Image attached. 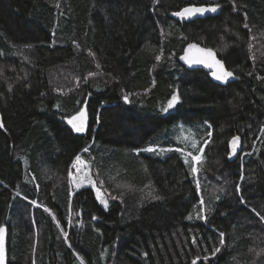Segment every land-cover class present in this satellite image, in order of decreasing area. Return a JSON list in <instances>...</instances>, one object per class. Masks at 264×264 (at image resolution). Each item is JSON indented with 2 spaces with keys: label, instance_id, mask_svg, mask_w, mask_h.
I'll return each instance as SVG.
<instances>
[{
  "label": "trees",
  "instance_id": "16d2710c",
  "mask_svg": "<svg viewBox=\"0 0 264 264\" xmlns=\"http://www.w3.org/2000/svg\"><path fill=\"white\" fill-rule=\"evenodd\" d=\"M189 42L239 79L187 69ZM0 124L7 264H264V0H0Z\"/></svg>",
  "mask_w": 264,
  "mask_h": 264
},
{
  "label": "snow or ice",
  "instance_id": "6c2138e0",
  "mask_svg": "<svg viewBox=\"0 0 264 264\" xmlns=\"http://www.w3.org/2000/svg\"><path fill=\"white\" fill-rule=\"evenodd\" d=\"M153 2L155 3L156 0H153ZM218 7H219V5H216L215 7H186L179 12L172 13V15L178 16L181 18H187V17H191V16L196 15V14L203 15L206 12H216ZM245 27H247V25H245ZM192 48H197V45L189 44L188 49H192ZM199 51L204 53L205 58H198V59L193 60V59H190L187 55H184V56H181L180 59L185 61V63H187L189 65L203 64L205 67L216 68L217 71H213L212 75L218 81H225L226 82L229 78L233 77V72L225 69L224 63L221 60L216 58L213 50H211V49H199ZM156 59L159 60L160 56H157ZM209 61H211V62H209ZM124 100H125V102H127L128 97L125 96ZM178 100H179L178 95L173 94L171 99L168 101L167 107H165L163 109V111L167 112L169 109L173 108L174 105L178 102ZM84 118H85V111H84V109H81L76 115H73L67 119V124L71 126V128L74 132L82 133L85 131ZM0 127H2V124H0ZM209 135H211V134L209 133ZM185 139H187V137ZM238 140H239V137H232V140L230 141V145L232 146L233 152L235 151V148L238 146ZM206 144H207V142H205V145ZM191 147L193 149H195L197 147L196 143L193 142L191 144ZM84 151H87V149H84ZM147 151L151 152V151H154V149L148 148ZM176 151H182V150L176 149ZM200 153H201V155H193L191 152L188 153V156H191V159L193 161V163L191 165V172L193 174L198 172V168H197L196 164H197V162L200 161L201 156L203 154L202 148L200 149ZM77 160H79V157H77ZM186 163H187V161H186ZM70 176H71V173H70ZM88 183L90 185H92L93 188H95V182L94 181L89 179ZM83 186L84 185L82 182L76 183L77 188H80ZM121 187H123V185ZM196 187H197V190L199 191V189H200L199 183H197ZM237 191H239V188H237ZM97 198L98 199L100 198L99 194H98ZM112 199H115V197H112ZM100 202L103 203L105 206V209H107V202L104 200H101ZM200 205L201 206L199 209L198 218L206 220L207 217L205 215H203V213L206 211V209L204 207V201L203 200L200 201ZM44 210L49 211L48 208H45ZM257 215H259V214H257ZM53 219H55V217H53ZM93 219H96V217H93ZM261 219L264 220V217H262ZM57 226L58 227L60 226L59 223L57 224ZM4 232H5V229L3 227H0V241H2V237H3ZM64 235L67 236V233H64ZM224 237H225V234L223 232H221L219 234V243L222 246L225 243ZM193 243H196L195 238L193 239ZM220 251H221V248L216 247V248H214L212 255H215L216 253H218ZM204 259L207 260L208 257H204ZM0 264H4V252H3L2 242H0ZM81 264H83V261H81ZM193 264H196L195 260L193 261Z\"/></svg>",
  "mask_w": 264,
  "mask_h": 264
},
{
  "label": "water",
  "instance_id": "95a60500",
  "mask_svg": "<svg viewBox=\"0 0 264 264\" xmlns=\"http://www.w3.org/2000/svg\"><path fill=\"white\" fill-rule=\"evenodd\" d=\"M215 6H216V5H214V4H198V5H196V4H189V5H186V6L182 7V8L179 9L178 11H175V12H179V11L183 10L184 8H186V7H215ZM219 10H220V6L217 8V11H216V12H206V13H204L203 15L196 14V15H193V16H191V17H187V18H181V17L174 16V15H172V16H173L175 19L179 20V21H190V20H193V19H196V18H203V17H205V16H207V15H214V14L217 13ZM189 44H195V45H197V48L188 49V45H189ZM199 49H211V50H213V52H214L216 58L219 59V60H221V59L217 56V54H216V52L214 51V49H212V48H210V47L202 46V45H200V44H198V43H196V42H189V43H187V44L184 46L182 52L180 53V55H179V57H178L180 63H181L182 65H184L187 69H196V68H200V69H203V70L207 71V72L209 73V77H210V79H211L213 82L217 83V84L225 85V84H226L227 82H229V81H233V80H238V79H239V78L233 73V77L229 78L226 82H225V81H218V80H216V79L213 77V75H212V72H213V71H217L216 68L205 67L203 64H192V65H189V64L185 63V61H183V60L180 59V57H181V56H184V55H187L190 59H193V60H194V59H198V58H205V57H204V53H202L201 51H199ZM221 61H222V60H221ZM209 62H211V61H209ZM222 62H223V61H222ZM223 63H224V62H223ZM224 66H225V65H224ZM225 69L228 70L226 67H225ZM228 71H230V70H228ZM234 137H237V136H234ZM231 140H232V139H231ZM231 140H230V141H231ZM229 146H230V151H231L232 153H235V152H237V151L240 149V147H241V142H240V140H238V146L235 148V151H234V152H233V149H232V146L230 145V143H229ZM80 223H82V222L80 221ZM3 228L5 229V232H4V234H3L2 241H0V242H2V246H3V252H4V264H7V262H8V259H7V256H8V254H7V229H6V227H3Z\"/></svg>",
  "mask_w": 264,
  "mask_h": 264
},
{
  "label": "rangeland",
  "instance_id": "374dc122",
  "mask_svg": "<svg viewBox=\"0 0 264 264\" xmlns=\"http://www.w3.org/2000/svg\"><path fill=\"white\" fill-rule=\"evenodd\" d=\"M85 122V121H84ZM192 124V123H191ZM190 128L191 127H189V125L187 124V123H185V122H179V124H177V125H174V127H173V131L171 132V136L176 140H182V141H184L185 140V138L187 137V135L189 134V130H190ZM152 148V147H151ZM75 171H76V169H75ZM87 170H82V169H80L79 170V174L81 175V174H83V177H82V183L83 184H86L87 183V181H88V178H87V176H86V174H87V172H86ZM77 172H78V170H77ZM76 174H73L72 175V173H71V176H70V180H71V184H72V186L73 187H76V182H75V178H76V176H75ZM77 188V187H76Z\"/></svg>",
  "mask_w": 264,
  "mask_h": 264
},
{
  "label": "bare ground",
  "instance_id": "6f19581e",
  "mask_svg": "<svg viewBox=\"0 0 264 264\" xmlns=\"http://www.w3.org/2000/svg\"><path fill=\"white\" fill-rule=\"evenodd\" d=\"M153 194H154V193H153ZM151 196H152V195H151ZM80 221H81V220H79V224H80V226H81L82 223H80ZM81 222H82V221H81Z\"/></svg>",
  "mask_w": 264,
  "mask_h": 264
}]
</instances>
